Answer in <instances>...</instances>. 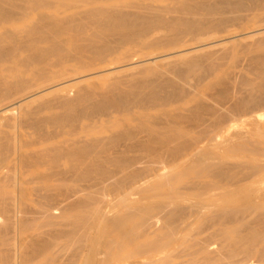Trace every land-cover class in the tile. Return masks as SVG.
Masks as SVG:
<instances>
[{
    "label": "bare ground",
    "instance_id": "1",
    "mask_svg": "<svg viewBox=\"0 0 264 264\" xmlns=\"http://www.w3.org/2000/svg\"><path fill=\"white\" fill-rule=\"evenodd\" d=\"M13 1L0 0V18L14 15V10L6 9ZM122 3L127 9L116 8L108 1L101 4L84 1L62 20L68 31L59 34L46 28L42 20L37 21L38 18H34L36 13H28L21 17V21L0 24V163L5 161L2 154L7 149L9 164L6 173L2 175L0 171V215L17 216L32 212L31 207L26 205L27 200L38 206V211L40 206L29 198V189L37 199L44 197L42 193L46 192L42 191L48 190L54 182L85 179L91 170L103 173L108 163L116 165L121 172L125 171L130 164L127 152L142 147V141L134 142V135L118 134L122 120L135 114L129 108L150 100L156 104L166 89L178 83L185 84L192 74L216 72V62L212 56L206 62H201L200 58H196L199 55L180 56L172 61L171 68L164 70V73L158 72L153 60L152 64L142 65V68L134 67V62L131 63L133 58L125 60V56L113 55L121 52L127 40H136L135 43L146 39L151 41V47H142L135 57L141 59L154 53L176 51L193 43H215L221 36L233 30L243 32L247 27L264 33V24H260L258 19L254 20L256 13L264 9V0H152L149 3L146 0H131ZM43 7L51 8L52 12L56 9L52 5ZM240 12L244 13L240 15ZM236 18L238 24L232 27L233 30L228 29ZM29 19L32 23L27 24V28L25 24L26 39L21 40L19 33L22 31L19 30ZM214 26L220 29L217 35H196L198 29L203 27L200 32L205 34ZM5 27L7 29L2 30ZM184 36L189 38L184 40ZM124 37L127 39L124 40ZM25 51L29 54L24 55ZM241 51H254L250 57L259 70L255 80L246 81L247 89L237 99V113L240 117L245 114L243 120L252 124L245 135L251 133L253 138H245L239 147L231 149L236 152L230 155L231 159L238 161L240 172L226 175L227 186L233 187L221 191L218 202L216 196L213 198L214 193L208 194L216 189V179L202 175V172L212 162L216 163V157L224 159L227 155L221 157L216 154V143L203 144L190 134L194 130L179 126L175 128L177 131L170 130L175 131L174 138L168 135L162 140L153 138L154 144L164 147L174 158L195 151L196 154L189 161L192 165L183 163L185 159H181L176 162L175 166L179 167L176 173L161 176L146 185H139L136 182L138 179L133 182L125 176V183L116 185L118 192L115 196L106 195L103 191L101 195L95 193L89 198L66 196L64 203L58 207L48 205L44 211L46 222L54 217L69 222L70 232L56 235L58 240L68 234L67 241L25 242V238L14 231L15 241L12 244L6 245L8 243L0 239V264H111L121 259H132L133 264H166L159 255L172 243L177 224L166 222L161 229H154L153 213L172 203L171 199L164 202L160 195L167 192L169 198L175 197L176 178L181 183H189L185 177L186 171L192 172V183L187 187L195 192L189 206L196 204L199 209L207 204L217 205L220 211L237 210L234 218L219 224L225 237H239L238 246L227 256L216 258V261L227 264L224 260L229 258L233 260L232 264H254L251 259L239 261L230 258L239 252L264 256V37L241 47ZM232 53L235 55L237 52L232 49ZM90 55L101 58L95 68L88 64ZM82 59L85 61L81 62ZM68 60L76 61L79 65ZM117 64L134 71L128 75H123L127 71H122L121 76H118L121 72L115 73L107 83L102 82L106 78L102 75L94 81L83 79L84 88H75L81 79H71L66 84L57 83L76 74ZM147 66L157 69V73ZM61 69L68 73L63 71L59 74ZM140 72L143 80L138 78ZM48 75L51 76L48 82H45L46 79L43 83L38 81ZM170 75H176L178 80ZM204 78L199 76V86ZM193 90L195 93L198 91L196 88ZM188 100L189 97H178L165 105L179 111H192V106L186 105ZM90 107L91 113H88ZM170 121L176 125L173 120ZM66 123L67 127L63 128ZM126 136L131 137L132 140H127H134V143L127 141L128 147L117 148V139ZM186 137L188 139L181 141ZM111 148L114 153L109 152ZM249 178H252V182L248 185ZM234 179L235 183H231ZM5 192L10 196L7 200L3 197ZM134 194L138 197H131ZM202 195L206 196L202 198ZM114 208H117V212L109 215ZM245 212L256 213L253 223L258 222L257 225L260 223L261 226L249 228L239 236L238 226L242 224L239 217L242 216L240 219L246 222L243 216ZM59 244L62 253L55 254V247ZM26 245L30 246L29 254L22 251Z\"/></svg>",
    "mask_w": 264,
    "mask_h": 264
},
{
    "label": "rangeland",
    "instance_id": "2",
    "mask_svg": "<svg viewBox=\"0 0 264 264\" xmlns=\"http://www.w3.org/2000/svg\"><path fill=\"white\" fill-rule=\"evenodd\" d=\"M34 1L14 0L11 5L6 7V9L14 10V15L0 18V24L9 23L11 21H21V17L26 16L28 13H36L34 18H38L37 21L42 20V24L46 26V28L54 34H59L61 31H68L66 28L67 25L62 23V20L72 13V9H74V7H80L84 1H90L95 4L106 3L108 1L109 3L112 2L116 8L127 9L123 6L124 4L122 2L131 0H42V2L38 3H35ZM151 1L152 0H146L147 3ZM45 5L56 6V9L52 12L50 10L51 8L44 9L45 7L43 6ZM243 13L244 12H240L239 14L242 15ZM231 15L233 14H229V16ZM263 18L264 9L256 13L254 20L258 19L260 24H264V20L260 22ZM31 19L25 21L23 29L19 30L22 31L19 33L21 40L26 39L24 31L27 28V24L32 23L30 22ZM236 24H238V18L232 21L233 26L228 29L233 30L232 27ZM6 29L7 28L5 27L2 30ZM202 29L203 27L198 29L196 35L201 37L202 35L207 36L213 33L214 35H217L220 31L217 26H214V29H209L205 34H202L200 32ZM254 30L255 28L248 27L243 32H236L233 30L231 31L232 33L221 36V39L215 43H211L209 41H206L203 44L193 43L187 47L177 49L176 51L169 50L161 54L154 53L141 59L135 57L139 55V51L142 47L149 49L152 45L151 41L146 39L135 43L136 40L133 42L127 40L121 52L113 55L117 57L125 56V60L133 58L131 63L134 62V67L142 68V65L152 64L153 60L155 63L154 65L157 64L158 66V72L164 73L167 69L171 68L172 61H175L180 56L199 55L196 58H200L201 62H206L208 57L212 56V59L216 62V72L208 71L204 73L200 72V74H192L185 84L178 83L175 87H170L168 90L166 89L162 93V97L157 100L156 104L152 103L153 101L151 100L134 104V106L131 104L132 107L129 109L131 113L134 112L135 114L129 115L126 118L127 122L126 119H124L125 121L122 120L124 123H119L122 128H119L120 130L117 131L118 134L124 132L131 134L132 136L134 135L132 138H135L136 141H133H142V147H137L134 151L127 152V155L130 158V164L126 170L121 172L116 165L108 163L105 165L103 173H100L97 170H91L88 171L85 179L59 180L54 182L48 190L42 191L46 192V195L42 193V196L44 197H37V199L32 196L34 194L31 192L32 190L29 189V198L37 201L40 206L39 210L36 211L38 206H35L34 203H30L27 200L26 205L31 207L32 212L21 213L17 216L0 215V239L8 243L6 245L12 244L13 241H15L14 231H16L21 238L22 236L25 238V242L49 240L57 243V241H67L68 234H65L64 237H60L58 240H56V235L59 232L69 233L71 229L69 222L56 217L46 222L44 211L48 208V205L58 207L64 203V198L66 196H69L70 198L75 197L77 199L89 198L95 193L101 195L103 191L106 195L115 196L118 192L115 187L119 182L125 183V176L133 182L138 179L136 182H138L137 184L139 185H146L151 181H156L161 176L176 173L179 169L178 166H175L176 162L181 159H185L183 163L192 165V162L189 161L196 154L195 151H188L187 154L183 153L174 158L169 155V152L166 151L164 147L155 145L153 140V138H156L157 140L166 139L167 135L170 138H174L175 131H177L175 128L183 125L188 126V130H194L190 131V134H193V136H196L197 139H200L203 144L216 143V146H214L216 154L221 155V157H223V155H227V159H217L216 157V163L212 162L211 166H209L208 169H204L202 172V175H208L212 179H216V189L208 194L213 195L214 193L213 198L217 197L216 202H218L219 200L217 199L219 198L221 191L225 192L233 187V185L227 186V183L225 182V180L228 179L226 178L228 176L227 174L234 171L237 173L240 172L238 168V161H235L234 158L233 160L231 159V156L236 154V152H233L231 149L239 147L242 144L243 139L253 138V136L250 135L251 133L245 135V133L247 131L249 132L252 128V124L247 120H243L245 114L240 117L237 113V99L241 96V93L247 89V85L245 84L246 81L255 80L259 71L254 60L250 57L251 54H254V51L249 53L241 51V47L251 44L264 37V33ZM188 38V36H184V40ZM123 39L125 40L127 37H124ZM129 42H131V44ZM232 49L236 50L237 53L235 55L232 53ZM28 54L29 53L27 51L24 52V55ZM100 59L101 58L99 57L90 55L87 61L90 67L95 68L97 67ZM68 61L79 65L76 61ZM84 61V59L81 60V62ZM121 65L123 64L96 68L91 71L65 78L57 83L66 84V81H72L71 79H81L82 81L80 80L81 82L75 85V88H84L86 87L83 83L84 80L94 81L96 80V77L102 75L106 76L102 82L107 83V81L110 82L109 80L115 73L121 72L118 75L121 76L123 73L122 71H127L124 72L123 75L131 74V71H134L132 68H127L125 66L120 67ZM146 68H152L157 73V69L152 66H147ZM73 69L76 70L78 68L74 67ZM63 71L66 74L68 73L62 69L58 72L60 74ZM170 76L173 79L178 80L176 75ZM199 76H205L201 86L198 85ZM138 78L139 80L144 79L141 72L139 73ZM45 79V82H48L51 79V76H45V78L38 81L43 83L42 81ZM193 88L198 90L197 93L194 92ZM178 97H189L186 105L188 107L192 106V111H179L174 109L172 106L169 107L170 105H165L167 101ZM179 103H181L180 105H184L182 102ZM209 107V111L213 109V111H210L211 114L207 110ZM136 112H138V114H136ZM88 113H91V107L88 108ZM171 117H173V119ZM170 120H173V123H176V125H172V121ZM118 121L120 122L121 119ZM66 127L67 123L64 124L63 128ZM206 128L207 131L203 132ZM214 128H216V130L214 132L211 131ZM239 130H243L244 132H239ZM26 131L32 132L33 130L26 129ZM115 134H117V132ZM109 135L110 132L107 133V136ZM130 138H128V136L118 138L117 143L119 145L117 144L116 147L120 149H123L124 145H127L126 147H128V143L131 144V142H133L128 141L132 140V138ZM186 139H188V137L183 138L181 141ZM181 141L179 140V142ZM225 141L229 142L226 143ZM245 145L249 146L248 143H245ZM121 146L123 148H121ZM6 150L7 149H4L2 154L5 161L0 163V171H2V175L9 170ZM111 150L112 148L109 149V152L114 153ZM184 154L186 156H184ZM171 165L172 167H170ZM191 173V171H186L185 177L189 179V183L187 184L179 182L178 178H176L177 191H174V193H176L175 197L169 198L167 196V192L160 195V198L164 202L171 199L172 203L164 206L162 209L154 211L153 213L154 223H156L154 229L160 228L166 222L168 224H171L172 222L177 224V227L174 229V239L172 243L166 247V249L163 250L159 256L161 259L166 261V264H219L220 262L218 260L216 261V258L227 256L231 251L236 249L238 246L237 240H239V237H225L220 231L219 222H226L231 218H234L237 210L220 211L216 207L217 205L211 206L207 204L202 205L199 209L196 208V204L189 206V201L193 199L195 194L194 190H189L187 187L190 183H192L190 179ZM250 179L252 180V178H249L248 180ZM235 180L236 179L231 180V183H235ZM251 180L248 185L252 182ZM177 183L180 185H177ZM8 186H10V182ZM29 186L31 188V185ZM125 187L126 185L124 188ZM165 188L167 189V187ZM205 196L206 195H202V198ZM3 197L6 200L10 198L6 192L3 193ZM131 197H138V195L134 194ZM1 199L2 198L0 196V200ZM116 212L117 208H114L109 215L115 214ZM243 216L244 221L246 222H243L240 219L242 216L239 217L240 222H242V224L238 226L239 236L244 235L249 228H259L261 226L260 223L257 225L258 222L253 223L255 217H257L256 213L245 212ZM262 225H264V222ZM77 245H79V243H77ZM59 246H61V244L55 247V254L62 253L60 252ZM22 251L29 254L30 246L26 245ZM55 254L54 258H56ZM228 259L229 258H226L224 261L227 264H232L233 260ZM230 259H237L239 261L251 259L254 261V264L264 263V256H258L256 253L244 254L243 252H239L234 258ZM132 261V259H121L115 260L111 264H133Z\"/></svg>",
    "mask_w": 264,
    "mask_h": 264
}]
</instances>
